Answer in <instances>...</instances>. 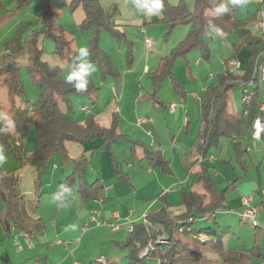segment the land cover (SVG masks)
<instances>
[{
    "label": "rangeland",
    "instance_id": "obj_1",
    "mask_svg": "<svg viewBox=\"0 0 264 264\" xmlns=\"http://www.w3.org/2000/svg\"><path fill=\"white\" fill-rule=\"evenodd\" d=\"M70 1L0 0V56L9 53L19 43L31 41L35 36V45L41 51V60L60 69L54 81L61 85L66 83L64 77L71 67L67 64L66 56L61 59L53 58L56 48L54 38L60 37L66 41L76 55L79 48H87L90 54L89 60L96 68L89 80L90 92L71 94L68 106L60 104L65 124L74 126L94 114L98 125L107 128L110 115L116 113L122 136L108 149L111 161L112 157L115 158L113 151L119 161L117 164L114 159L111 163L112 171L119 165L123 176L126 174L130 176L131 183H145L153 177L146 173V170L151 168L153 175L164 177L163 183L167 187L175 176L161 174L155 164L150 163L148 159L138 162L136 156L140 157L143 150L137 148L143 149L147 146L156 152L157 149L167 145L169 153L165 158L172 166L175 175L186 172V167L182 163L184 157L186 155L187 160H192L197 154L196 145L200 141L202 90L215 84L217 75L222 72L223 65L220 64L221 60L217 56L219 48L217 38L221 34L208 30L212 46L208 60L203 59L197 50H191L173 61L171 76L161 75L159 79L154 80V76L159 75L162 70L164 58L169 56L171 50L186 37L188 26L178 25L170 34H166L164 26L155 21L160 15L144 16L134 8V0H99L109 20L123 35H113L108 30L102 29L94 45L90 31L80 27L85 18L83 5L71 9ZM178 1L168 0L173 5ZM183 1L187 9L192 11L194 0ZM247 6V0H244L243 4H238L235 30L240 29V25L253 24L243 20ZM145 38L152 41V50L146 48ZM17 63V78L23 88L24 97L31 106L38 101L41 89L35 85L31 76L27 55L23 54L19 57ZM241 92L242 87L239 84L229 92L230 118L242 109ZM13 102L17 107L28 110L25 121L29 130L21 143L23 149L31 153L37 141V118L32 112V107L25 108L24 103L10 94L9 76L2 74L0 75V110L8 112ZM170 104L176 107L174 113H170L168 109ZM138 119H145L146 122L139 127ZM152 122L154 124H150ZM186 124L188 126L185 128ZM245 141L251 148L249 152L244 153L248 165L247 171H242L243 165L235 160L234 150L228 138L221 136L216 144L212 143L208 146L210 154L215 158L213 164L208 165L209 174L218 189L225 188L228 184L227 180L231 182L238 175L250 176L257 180L256 168L261 164L264 169L262 147L255 149L253 145L255 142L251 141L249 136L245 137ZM262 143L259 142V145ZM66 146L72 159L82 152L75 142H67ZM179 150H184V153ZM0 155L3 156V159H0V167L5 175L16 176L19 179L20 191L29 201L37 199L36 209L31 215L39 218L44 225L43 234L32 237L30 244L24 243L23 237L17 230L6 231L0 225V264H8V262L33 264L35 260L41 264H90L100 261L101 258L106 260L105 264H160L156 256L142 261H131L128 258L125 247L128 232L125 228L113 232L107 227H96L88 222L90 217L88 218L87 212L90 207L87 205L91 206L93 199L81 201L73 184L64 198L59 196L60 193L65 194L62 183H65L66 178L73 172L72 165L69 162L63 163L59 153L51 156L39 172L34 166L20 165L14 156L6 155L1 142ZM89 155L86 154L88 161L91 162L85 167V179L88 183H92L96 180L99 167L97 156L92 160ZM229 161L235 172L228 164ZM216 173L219 174L218 177ZM164 179L167 182H164ZM177 184L172 187L177 189ZM54 196L59 198L53 199ZM255 199L259 210V227L264 228V205L259 203L258 196ZM172 211L177 213L180 209H172ZM228 211H230L228 214L219 212L215 219L210 221L202 219L195 221L192 225L194 231L210 228L214 233L205 237L206 243L192 240V232L187 234L176 264L223 262L232 264L226 262L232 250L249 251L254 247L256 238L254 226L250 222L242 221L235 210ZM84 223L89 229L83 233L80 229ZM72 225L76 227L73 229ZM62 229H67V232L57 234ZM217 238L219 241L216 242ZM258 240L260 245L264 246V237L260 235ZM57 241L66 243L67 246L56 245ZM19 251L23 252L17 254ZM191 251L200 253L199 258L189 254Z\"/></svg>",
    "mask_w": 264,
    "mask_h": 264
},
{
    "label": "trees",
    "instance_id": "obj_2",
    "mask_svg": "<svg viewBox=\"0 0 264 264\" xmlns=\"http://www.w3.org/2000/svg\"><path fill=\"white\" fill-rule=\"evenodd\" d=\"M217 2L218 0H194L193 9L190 11L183 0H179L174 5L170 4L168 0H164V11L155 21L164 26L166 34H170L178 25L188 26V31L186 37L171 50L169 56L164 58L162 70L159 75L154 76V80L159 79L161 75L171 76L173 61L191 50H197L203 59L208 60L211 55L210 35L208 33V30H211L210 24L220 29L219 33H223L225 36L232 33V24L236 21L237 6L229 3L228 0H224L230 11L226 15L218 16L213 11ZM80 4L83 5L85 13V18L80 27L90 31L91 41L94 45H96L98 34L102 29L108 30L113 35H123L116 30L115 24L109 20L99 0H71L69 7L74 9ZM35 40L34 36L31 41L19 43L9 53L0 56V75L9 76L10 94L24 103L25 108L32 107V112L37 118L35 149L31 153H27L23 149L21 140L29 130L25 121L28 110L17 107L15 102L8 112L0 110V113L9 114L15 122L14 128L7 133H0V142L6 155L14 156L20 165L34 166L38 172L51 156L59 153L62 162H69L73 171L66 178L65 183H62L64 186L62 190L67 189V191L65 194L59 192V196L64 198L70 192L73 184L81 201L94 199L102 189L100 179L88 183L85 179V167L88 164L85 153L82 152L72 159L68 155L65 144L66 142H75L77 145L83 146L86 142L101 140L100 149H110L111 144L120 137L117 133L116 115L113 114L109 128L100 127L93 115L87 116L82 123L67 126L63 120L60 104L68 106L67 103L71 94L82 92H76L67 83L60 85L54 81L60 69L58 66H52L41 60V51L35 45ZM54 42L56 48L53 52V58L61 59L66 56L67 64L71 67L76 61V52L60 37H55ZM232 45L234 47L233 58L239 54L242 47L250 50V55L245 63V72L243 75H239L229 70L223 71L217 75L215 84L206 87L200 96L202 128L201 143L198 148L199 152L204 147L207 149L212 143L216 144L219 137L224 136L229 139L230 145L233 147L235 160L244 166L246 164L244 161L245 137L251 129L254 118L259 114L261 92L256 84L249 103L242 105L241 111L233 118L228 116L227 96L235 85L244 84L250 79L257 80V75L254 73L257 65L255 60L257 55L262 53L264 43L262 40L252 43L237 40ZM23 54L27 55L28 67L35 85L41 89L38 101L32 103L31 106H29V101L25 99L23 88L17 78V59ZM260 60L262 61V59ZM84 92H90V84ZM143 153L161 173L170 174L169 164L160 151L153 152L144 146ZM114 159L112 157V162ZM113 170L116 172L117 166ZM237 181L238 178L219 190L207 168H203L193 178V183L200 184L202 192H197L189 187L182 188V211L177 214L171 211V205L165 195L158 196L159 206L157 209L146 212V223L142 221L135 223L128 231L125 242L128 258L131 261H142L156 256L159 258L160 264H176L185 243L184 237H187V234L192 232V240L197 243L201 241L206 243L205 237L211 236L214 233L213 230L208 228L196 232L192 229V225L196 220L201 219L205 213L218 208L227 209L225 207L226 197L234 190ZM69 187H71L70 190ZM0 201V225L4 230L9 231L12 228L29 239L43 234L44 225L42 221L31 215L36 209L37 199L29 201L25 194L20 191L19 179L16 176L5 175L1 167ZM254 229H256L254 247L249 251L232 250L227 256L226 262L257 264L262 260L264 246L260 245L258 238L260 235L264 237V228H260L258 225ZM217 241L219 238L216 239ZM149 244L151 248L145 255L140 256V252ZM189 254L195 258L200 256V253L196 251H191ZM38 264L41 263L38 262ZM90 264L101 263L94 261Z\"/></svg>",
    "mask_w": 264,
    "mask_h": 264
},
{
    "label": "crops",
    "instance_id": "obj_3",
    "mask_svg": "<svg viewBox=\"0 0 264 264\" xmlns=\"http://www.w3.org/2000/svg\"><path fill=\"white\" fill-rule=\"evenodd\" d=\"M247 5L248 6L246 8L243 20L248 21V22H252L253 24H251V25L248 24L245 26L240 25L241 28L240 29L236 28V30H235L234 24L237 21V18H236V21H234L232 24V33L229 36H225L223 33H220L221 35L217 38L218 44H219L217 56L221 60L220 64L223 65L222 72L225 70H229V71H232V72L239 74V75H243V73L245 72V63L247 61L248 56L250 55V50L246 47H242L239 51V54L235 58H233L232 55L234 52V47L232 44L235 41L244 40L247 43H252V42H258L261 40L260 29L258 27L259 11H260L261 6L258 3H256L254 0H247ZM236 6L238 8V5H236ZM233 35H235V36L232 37ZM211 50H212V46H211ZM232 59H235L240 63V66L237 70H235L233 67L228 66V61H230ZM260 59H262V53H259V55H257L256 60H255V64L259 63L261 61ZM239 85L242 87V90H243L244 84H239ZM257 85L260 88L259 91L261 92L260 95H261V101H262V86L259 82ZM204 90H205V88L202 91L204 92ZM253 90H254V88H253ZM229 92H228V96H227V112H228ZM241 96H242V92H241ZM174 112H175V109L173 112H170V113H174ZM113 114L116 115V113H112V115H110L109 126L107 128H109L111 125V120H112ZM92 115L94 116V119L97 122L96 116L94 114H92ZM116 118H117V133L120 136H122L119 132V130H120V122L118 120L119 118L118 117H116ZM97 124H98V122H97ZM142 124H144V123H142ZM150 124H154V123L152 122ZM141 125H138V126L140 127ZM187 126H188V124L185 125V128ZM251 131H252V128L250 129L247 136H249L251 141L255 142V143H253L254 148L258 150V149H260L259 147L261 146L262 149L264 150V143L261 142V141L264 142V136L260 140L253 139ZM147 135L150 136L148 134V132H147ZM200 135H201V131H200ZM259 142L262 144L259 145ZM156 143H158V142H156ZM200 143H201V140L196 145V153L197 154L192 160H190V161L187 160L186 155L184 157L185 159L181 158V160L184 159V161L182 163L186 167V172H181L178 176L175 175V172H174L172 166H170L169 161L165 158V155L167 153H169V151H167V149H169V147L166 145L164 148H159L160 150L157 149L158 151L161 152L162 156L164 157V159L169 164L171 172H170V174H167V175H174L175 176L173 181L169 178L171 180V182H169V185L167 187H166L165 183H163L162 178H164V177L160 178L157 175H153V169H151V168L147 169L146 173H147V175H152L153 177L152 178L150 177L145 183H131L130 176H128V174H126V176H123L121 170L119 169V165L117 167L116 172L114 170L112 171L111 155L109 153V150L100 149V146L102 144L101 140L86 142L83 144V146L78 145L82 149V152L85 153V155L90 154L89 157H91L92 160L95 159L94 156H97L99 173L97 174L96 179L99 178L101 181V185H102V189H101L99 195L92 200V205L91 206H89V204L87 205V207H90L89 209L87 208L88 209V212H87L88 218L92 216V212L94 211V209H96V210L98 209L97 210V212H98L97 219L99 221H103L107 224L115 225L117 228L112 229L109 225L108 226H99V227H107V228L111 229L113 232H119L120 230L125 228L128 232L132 228L133 224L139 223L141 221V217L143 214H145L148 210H154V209L158 208L159 201L157 199H158V196H161V195L166 196L167 201L171 205V211H172V209H177V210L180 209V211L177 212V213H180L182 211L181 189L184 187H189L192 190H195L197 192H202L200 184L193 183V178H194L195 174L199 173L203 168H207V170L209 172L210 167L208 165L213 164V162L215 160L214 156L210 154L208 148L205 149V147H204L199 152L198 145ZM65 146H66V144H65ZM150 146H152L151 143H150ZM66 148H67V146H66ZM138 149L140 151L143 150L141 148H137V150ZM250 150H251L250 146L245 141V151H246L245 153L249 152ZM67 151H68V149H67ZM136 152L137 151L135 150L134 153L136 154ZM141 152H142V155L140 157L136 156V159L138 162H141V161L147 159L145 157V154L143 153V151H141ZM175 152L177 153V150ZM179 152L184 153V150H179ZM113 153H114L115 160L118 164L119 163L118 158H117L114 151H113ZM68 155H69V153H68ZM200 158L202 159L201 161H199ZM244 161L246 162L245 158H244ZM90 162L91 161L89 160L88 164ZM228 164L231 165V161H229ZM138 166H139V164H138ZM247 168H248V165L246 162V164L243 166L242 171H247ZM231 169H233L232 171L235 172V169L232 165H231ZM256 169H257V180L252 179L250 176H244V177L241 175L237 176L238 181L235 184V187H234L232 194H230V196H229L230 198L226 197L225 207L227 208V211L228 210H235V212L240 211L242 208V198L247 197V196L252 197V204L253 205L257 206L255 204L256 196H258L259 203L264 205V194L261 193V191L264 190V169H262L261 164L258 165V168H256ZM185 173H186V176H185ZM161 174H164V173H161ZM216 174H217L216 177H218L219 174L218 173H216ZM216 174H214L213 177H215ZM190 180H192V181L190 182ZM233 181H235V179ZM233 181H231V182H233ZM106 182H108V183H106ZM164 182H167V181H165V179H164ZM189 182H190V184H187ZM227 182H228V184L231 183L229 180H227ZM175 183H178L177 187H176L177 189H174L172 187L173 185H175ZM215 185H216V183H215ZM174 207H178V208H174ZM177 213H175V214H177ZM136 219H138V220H136ZM88 222L92 223L90 219H88ZM85 225H86V223H84V225L81 226V229H80L83 233L85 232V231H83V227ZM94 226H96V225H94ZM96 227H98V226H96ZM88 229H89V227H88ZM65 232H67V229H62L59 233L57 232V234L61 235L62 233H65ZM21 236L24 239V243H27L26 242L27 238L22 234H21ZM58 242H60V241H57L55 244L56 245H62V244H57ZM60 243H62V242H60ZM22 252L23 251H21V252L19 251L17 254H21ZM6 261H8V259ZM8 264H10V263L8 262ZM33 264H38V261L35 260ZM259 264H264V256L262 257V260L259 262Z\"/></svg>",
    "mask_w": 264,
    "mask_h": 264
},
{
    "label": "built area",
    "instance_id": "obj_4",
    "mask_svg": "<svg viewBox=\"0 0 264 264\" xmlns=\"http://www.w3.org/2000/svg\"><path fill=\"white\" fill-rule=\"evenodd\" d=\"M256 3H258L261 7H260V11H259V20H258V27L260 29V37L261 40L264 43V0H254ZM134 6V3H133ZM135 8V7H134ZM136 9V8H135ZM137 11H139L138 9H136ZM145 46L148 50H152L153 48V44L151 40H148L147 38H145ZM228 66L229 67H233L235 70H237L240 66V63L235 60L232 59L230 61H228ZM254 73H256L257 75V80L255 79H250L248 82L244 83L243 85V90H242V96H241V104L242 105H246L249 103V101L251 100L252 96H253V88L256 86V84H258V82L261 84L262 86V101L260 103L259 106V114L254 118L253 123H252V138L256 139V140H260L263 136H264V47H263V51H262V61H260L259 63H257L255 69H254ZM170 112H173L175 109V105L174 104H170L168 107ZM259 120L260 123V127L257 128L256 125V121ZM146 120L145 119H138L137 124H142L145 123ZM148 134H150L148 132ZM202 159L200 158L199 161H201ZM262 194H264V190L261 191ZM219 212H223V213H229V211H227V209L224 208H218L216 210H213L212 212H208L205 213L201 219L205 220V221H210L212 219H215V216L219 213ZM236 214L239 215L240 219L244 222H250L252 226L257 227L259 225L258 223V214H259V210L257 208V206L252 204V197L251 196H247V197H243L242 198V208L239 212H235ZM98 216V212L97 211H93L92 212V216L90 217L91 222L96 225V226H110L112 229H116L117 227L115 225L112 224H107L103 221H99L97 219ZM141 221L143 223H146V213L142 215L141 217ZM88 229V225L86 224L83 227V231H86ZM27 238V237H26ZM26 242L28 244H30V239L27 238ZM57 244H62L64 246H67L66 243H60L58 242ZM18 245V243H17ZM151 248V245L149 244L145 249H143L140 252V256H143L146 254V252L148 251V249ZM20 250V249H19ZM262 253L264 255V248L262 249ZM101 264H105L106 260L104 258H101V260L99 261ZM77 264V263H76Z\"/></svg>",
    "mask_w": 264,
    "mask_h": 264
},
{
    "label": "clouds",
    "instance_id": "obj_5",
    "mask_svg": "<svg viewBox=\"0 0 264 264\" xmlns=\"http://www.w3.org/2000/svg\"><path fill=\"white\" fill-rule=\"evenodd\" d=\"M233 5L243 4L244 0H228ZM134 7L140 11L144 16L151 17L161 15L164 11V0H134ZM213 11L218 16H223L229 13L230 9L224 0H218ZM212 31L217 33L220 29L215 28L214 25H209ZM89 50L85 47L78 49V54L75 63L71 66L70 70L64 77V81L71 85L76 92H84L87 90L90 77L95 72L96 68L89 60ZM51 67V66H50ZM260 121H256V127H260ZM0 133H7L10 129L15 127V122L12 117L7 113H0ZM0 159L3 156L0 155ZM67 191V189H64ZM58 196H54L53 199H58ZM73 229L76 225L71 226Z\"/></svg>",
    "mask_w": 264,
    "mask_h": 264
}]
</instances>
